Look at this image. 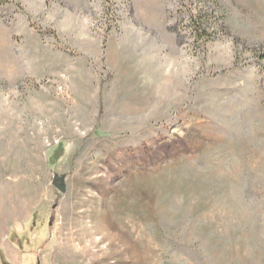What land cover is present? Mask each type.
<instances>
[{"label":"rangeland","instance_id":"obj_1","mask_svg":"<svg viewBox=\"0 0 264 264\" xmlns=\"http://www.w3.org/2000/svg\"><path fill=\"white\" fill-rule=\"evenodd\" d=\"M0 264H264V0H0Z\"/></svg>","mask_w":264,"mask_h":264},{"label":"trees","instance_id":"obj_2","mask_svg":"<svg viewBox=\"0 0 264 264\" xmlns=\"http://www.w3.org/2000/svg\"><path fill=\"white\" fill-rule=\"evenodd\" d=\"M200 22H201V24L199 23V25H198L199 27L197 26L196 28H194L195 34H199V33L205 34L206 33V27L204 26L203 21L201 20Z\"/></svg>","mask_w":264,"mask_h":264}]
</instances>
